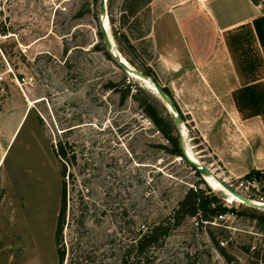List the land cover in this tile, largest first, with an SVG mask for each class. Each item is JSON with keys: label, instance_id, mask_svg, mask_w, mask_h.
Listing matches in <instances>:
<instances>
[{"label": "rangeland", "instance_id": "374dc122", "mask_svg": "<svg viewBox=\"0 0 264 264\" xmlns=\"http://www.w3.org/2000/svg\"><path fill=\"white\" fill-rule=\"evenodd\" d=\"M168 1L106 0L116 48L161 85L158 68L148 65L156 54L157 34L156 28L149 30L153 10ZM257 1L264 12V0ZM99 3L0 0V264H58L54 227L61 177L52 148L64 138L60 128L77 122L83 125L65 135L84 143L83 157L91 149L99 152L94 169L99 176L82 187L81 232L67 216L64 264H119L124 247L150 222L166 218L193 184L214 195L226 211L211 220L185 216L153 249L151 262L144 263L264 264V208L212 188L180 155H171L139 98L150 96L174 118L183 144L215 175L260 201L264 102L235 109L211 92L194 88L180 100L165 86L180 113L175 120L167 102L131 75L106 45ZM248 39L235 43L233 51L239 58L242 53L257 57L255 69L244 68L245 76L262 77L264 91V44L260 48ZM129 81L130 93L121 103L115 86ZM107 185L113 188L109 192ZM121 194L126 196L123 213L118 205L102 211L111 206L107 197L118 200Z\"/></svg>", "mask_w": 264, "mask_h": 264}, {"label": "trees", "instance_id": "16d2710c", "mask_svg": "<svg viewBox=\"0 0 264 264\" xmlns=\"http://www.w3.org/2000/svg\"><path fill=\"white\" fill-rule=\"evenodd\" d=\"M253 23L255 33L253 32L252 26L246 24L229 35V46H231L233 53L234 44H241L245 37L252 39V41L257 37L261 45L264 44V13L257 16ZM100 34L103 37L102 31H100ZM238 61L239 67L242 70L244 68L255 69L257 57L242 53L240 54V58L238 57ZM260 62L261 59H259V63ZM145 74L149 73L146 72ZM256 78L258 77H248V79H246L245 76L244 80L248 83ZM129 83L130 81L126 83L125 87V84L115 86L121 93V98L119 99L121 103L124 102L127 95L130 93ZM260 85L261 82H256L243 86L242 95L246 105H248L247 103L249 102L257 106L258 103L260 104V101L264 102V91L259 87ZM163 89L166 93L168 92L165 86H163ZM131 94L133 95V92ZM139 101H141L140 103L144 112L150 117L166 140L162 145L167 147L171 155H180L185 162L197 172L198 169L183 156L179 134L174 125V118L167 112H164L158 102L153 100L150 96L146 97L144 100L139 98ZM257 113H261L260 110H258ZM81 125H83V122L62 126L60 132H62L61 136L64 135V138H59L56 143L53 144L52 148L60 164L59 174L61 177L59 206L54 227V241L57 247L58 264H64L65 260L66 240L64 236V226L69 224L67 216L71 214V220H74L75 230L81 232L82 226L85 225L84 210L86 209L84 206V191L82 187L85 186L86 188V185L91 180L99 176V172L94 170L95 167H97L96 161L99 152L91 149L88 156L83 157L82 150L84 148V143L78 138H68L65 135L66 131ZM87 167H90L89 172L85 171ZM257 172L259 173V171ZM262 173H264V171H262ZM80 175L81 177H79ZM262 184V191H264V181H262ZM121 186L124 193V188L126 187L125 179L122 180ZM111 187L112 186L107 185L106 189L108 192L113 189ZM125 199L126 196L124 194H121L118 200H114L113 197H109L108 199L107 197L106 205L111 206H105L102 211H106L107 207L111 208L113 205H118L120 211L123 213L127 208ZM70 200L72 201L70 202ZM92 204L95 206V200H92ZM95 208L96 206L92 211L95 212ZM226 209L225 205L216 202L215 196L206 192L199 184L189 186L166 218L150 222L138 236L134 237V239L124 247L119 264L150 263L154 257L153 249L162 244L170 229L178 225L185 216L192 215L198 217L200 220H211L212 217L217 218L219 214H223ZM260 219L263 221L264 216L260 215Z\"/></svg>", "mask_w": 264, "mask_h": 264}, {"label": "crops", "instance_id": "0c3cea01", "mask_svg": "<svg viewBox=\"0 0 264 264\" xmlns=\"http://www.w3.org/2000/svg\"><path fill=\"white\" fill-rule=\"evenodd\" d=\"M198 1L169 0L153 10L156 15L149 32L156 28V54L148 65L158 68L163 86L172 87L180 100L182 93L195 88L215 94L231 108L244 107L243 86L262 77L245 82V70L239 67L228 38L246 24L255 33L253 21L264 13L261 4L256 0ZM253 42L261 48L257 37Z\"/></svg>", "mask_w": 264, "mask_h": 264}, {"label": "water", "instance_id": "95a60500", "mask_svg": "<svg viewBox=\"0 0 264 264\" xmlns=\"http://www.w3.org/2000/svg\"><path fill=\"white\" fill-rule=\"evenodd\" d=\"M99 9H100V17H101V28H102V33H103V38L104 41L106 43L107 46H109V48L112 47V42L111 39L109 37V34L107 32V29L104 25L103 22V16L102 14L104 13L105 15L107 14L106 12V0H100L99 3ZM112 53L117 56V60L118 62L130 73L131 75L139 78V77H145L147 76L154 84V86L156 87L159 95L170 105L169 107H171L173 115L175 116V120H178L180 118V113L179 111L175 110V104L173 99L168 96V94L165 92V90L163 89V85H161L156 79H154L152 76L150 75H146L145 73L135 69L134 67L130 66L127 62H125L124 60H122L117 54L116 52L112 51ZM140 79V78H139ZM179 140H180V146L182 148V153L183 156L191 163L193 164L199 172H201L203 174V176L205 174H213L214 176H216L221 182L222 184L225 186V188H227L230 192L234 193L235 195H237L238 197H240L241 199H243L246 204L253 206V207H260V208H264V201H260L257 202L255 201L254 198L248 197L247 195H245L243 192H241L240 190H238L237 188L233 187L231 184L225 182L223 179L219 178L217 175H215L212 170L205 164L203 163H199L198 160L193 159L191 156H189L187 150H186V146L183 144L181 135H179Z\"/></svg>", "mask_w": 264, "mask_h": 264}, {"label": "bare ground", "instance_id": "6f19581e", "mask_svg": "<svg viewBox=\"0 0 264 264\" xmlns=\"http://www.w3.org/2000/svg\"><path fill=\"white\" fill-rule=\"evenodd\" d=\"M102 16H103V22H104V25H105V27H106V29H107V32H108L109 37H110L111 42H112V48H113V51L116 52V54H117L122 60H124V61L127 62L130 66H132V65L128 62V60L123 56V54H122V53L116 48V46H115V44H114V42H113V40H112V38H111L110 29H109V18H108V14L105 15V14L103 13ZM131 73H132V72H130V74H131ZM139 78H140V80L142 81V83H144V85H145L147 88H149V89L152 90V91H155V92L159 95V93H158L156 87L154 86L153 82H152L147 76L142 77V78L139 77ZM167 104H168V103H167ZM168 105H169V104H168ZM169 106H170V105H169ZM168 108H169V107H168ZM170 108H171V107H170ZM172 110H173V109H172ZM174 111L176 112V110H174ZM182 123H183V122H182ZM181 131H182V134H184V133L186 132V129H185L184 124H182ZM185 135H186V134H185ZM185 142H186V141H185ZM186 150H187L189 156H191L193 159L198 160L199 163H201V161H200L198 158H196V156L194 155V153H193V151H192V149H191V147H190V145H189L188 143H186ZM204 178H205L206 182H207L212 188L220 189V190L224 191L226 194L232 196L234 199H236V200H238V201H241V202L244 201L243 199H241L240 197H238V196L235 195L234 193L230 192L227 188H225V186L222 184V182H221L216 176H214L212 173H211V174H205V175H204ZM204 178H203V179H204ZM260 200H263V199H260ZM260 200H256V199H255V201H257V202H260Z\"/></svg>", "mask_w": 264, "mask_h": 264}, {"label": "built area", "instance_id": "2783aa9c", "mask_svg": "<svg viewBox=\"0 0 264 264\" xmlns=\"http://www.w3.org/2000/svg\"><path fill=\"white\" fill-rule=\"evenodd\" d=\"M218 216H219V217H221V216H222V214H219Z\"/></svg>", "mask_w": 264, "mask_h": 264}]
</instances>
